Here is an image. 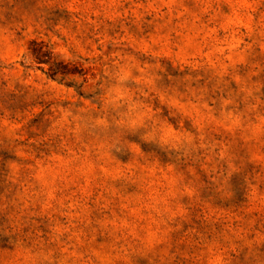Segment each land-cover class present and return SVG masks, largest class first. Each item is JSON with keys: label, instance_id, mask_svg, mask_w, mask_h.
Masks as SVG:
<instances>
[{"label": "rangeland", "instance_id": "1", "mask_svg": "<svg viewBox=\"0 0 264 264\" xmlns=\"http://www.w3.org/2000/svg\"><path fill=\"white\" fill-rule=\"evenodd\" d=\"M0 264H264V0H0Z\"/></svg>", "mask_w": 264, "mask_h": 264}, {"label": "trees", "instance_id": "2", "mask_svg": "<svg viewBox=\"0 0 264 264\" xmlns=\"http://www.w3.org/2000/svg\"><path fill=\"white\" fill-rule=\"evenodd\" d=\"M52 66H53V65H52ZM50 70L52 71L51 74H52L53 76H54V74H57V72H59L58 69L55 68V67H54V68L50 67Z\"/></svg>", "mask_w": 264, "mask_h": 264}]
</instances>
